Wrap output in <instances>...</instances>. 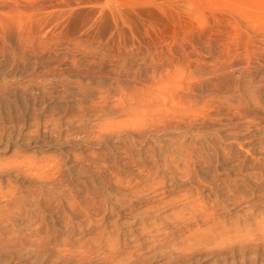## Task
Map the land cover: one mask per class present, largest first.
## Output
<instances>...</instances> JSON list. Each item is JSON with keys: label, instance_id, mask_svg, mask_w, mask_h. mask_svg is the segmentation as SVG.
<instances>
[{"label": "rangeland", "instance_id": "rangeland-1", "mask_svg": "<svg viewBox=\"0 0 264 264\" xmlns=\"http://www.w3.org/2000/svg\"><path fill=\"white\" fill-rule=\"evenodd\" d=\"M262 173L264 0H0V264H264Z\"/></svg>", "mask_w": 264, "mask_h": 264}, {"label": "bare ground", "instance_id": "bare-ground-1", "mask_svg": "<svg viewBox=\"0 0 264 264\" xmlns=\"http://www.w3.org/2000/svg\"><path fill=\"white\" fill-rule=\"evenodd\" d=\"M5 109V108H4ZM195 165V164H194ZM263 165V164H262ZM262 167V166H261ZM264 189V173L261 174V190ZM264 192V191H263ZM261 195H262V191H261ZM261 206H264V194L263 196L261 197ZM48 209V208H47ZM263 208H261L262 210ZM46 210V209H45ZM55 210V209H54ZM264 213V211L262 212V214ZM64 214V212H63ZM261 214V215H262ZM65 216V215H64ZM262 217V216H261ZM264 218V217H263ZM45 217L43 218V221H44ZM48 221V220H47ZM69 221V220H68ZM262 230V229H261ZM262 234V232H261ZM263 236V235H262ZM264 237V236H263ZM263 242V241H262ZM263 245V244H262ZM264 247V246H263Z\"/></svg>", "mask_w": 264, "mask_h": 264}]
</instances>
